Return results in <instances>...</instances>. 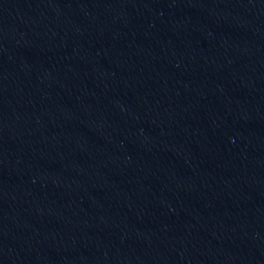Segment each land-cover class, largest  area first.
<instances>
[{
  "label": "water",
  "instance_id": "obj_1",
  "mask_svg": "<svg viewBox=\"0 0 264 264\" xmlns=\"http://www.w3.org/2000/svg\"><path fill=\"white\" fill-rule=\"evenodd\" d=\"M244 1L257 2V3L264 4V0H244Z\"/></svg>",
  "mask_w": 264,
  "mask_h": 264
}]
</instances>
